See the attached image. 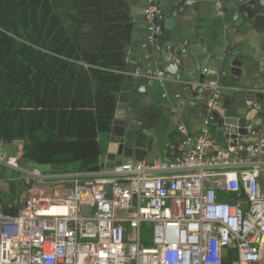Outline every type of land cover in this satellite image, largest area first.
Segmentation results:
<instances>
[{"label":"built area","instance_id":"built-area-1","mask_svg":"<svg viewBox=\"0 0 264 264\" xmlns=\"http://www.w3.org/2000/svg\"><path fill=\"white\" fill-rule=\"evenodd\" d=\"M147 17L152 22L161 13L151 6ZM212 124L210 114L195 137L180 126L186 153L175 161L70 173L73 181L58 197L39 182L47 172L0 156L1 165L34 179L20 211L2 215L0 264H259L264 126H249L235 145L207 155L216 146ZM232 156L249 166L231 169ZM169 169L188 171L153 174ZM220 190L233 198L220 197Z\"/></svg>","mask_w":264,"mask_h":264},{"label":"trees","instance_id":"trees-1","mask_svg":"<svg viewBox=\"0 0 264 264\" xmlns=\"http://www.w3.org/2000/svg\"><path fill=\"white\" fill-rule=\"evenodd\" d=\"M132 1L0 0V138L23 144L22 155L50 173L103 168Z\"/></svg>","mask_w":264,"mask_h":264},{"label":"crops","instance_id":"crops-1","mask_svg":"<svg viewBox=\"0 0 264 264\" xmlns=\"http://www.w3.org/2000/svg\"><path fill=\"white\" fill-rule=\"evenodd\" d=\"M151 6H156L159 9L160 18L165 20L169 18L161 11L160 6L152 5V0L132 1L131 8L135 17V28H139V36L135 47L130 45L127 64L130 63L131 68H136V75L146 78L144 85L147 94H145V101L142 103L145 106L150 105L151 113L157 114L159 112L161 114L156 123L157 134L146 131L150 136H154L155 140L153 150L145 161L152 162L155 159H161L172 162L186 153L182 146L185 137L180 131V126H183L189 135L198 136L204 127L206 117L210 115V111H207V115L204 116L201 109L193 104L194 99L188 98L185 92L186 84L163 68L167 60L173 59L176 54L181 53V44L184 45V48H190L192 41H200L194 50L205 52L211 63L210 67L218 69V88H247L250 91L261 92L264 88V62H259L255 59L258 55V47L251 35L255 31L252 28L254 19L243 18L244 23L238 26L237 24L239 23L231 21L221 11H218L216 17L211 18L200 16L199 13L194 12L191 8L189 11H183L180 8L173 22L171 41H160L156 45L152 39L155 29L149 26H140V22H144L147 10ZM261 13L264 14V9ZM148 21L151 22L149 19ZM260 22L264 25V17H261ZM244 29H247V32ZM236 51L244 53L242 55L245 58L244 65L241 67L238 65L233 66L229 59V56H234ZM160 71H164V76L158 74ZM261 105V108L264 109V96ZM208 110L210 109L208 108ZM212 130L216 140V126L213 124ZM15 143L19 152L22 153L23 144ZM226 146L224 145L221 149ZM106 150L107 145L103 155L102 169H106ZM217 151L219 149L215 146L214 149L207 150V155ZM231 160V169L249 166L240 163V161L244 160V157L232 156ZM130 161L137 160L135 158H127L124 163ZM262 161L257 166L264 171V157ZM186 171L188 170H155L153 174L175 175ZM15 172L12 168L0 165V202L2 204L0 208V229L2 215L17 214L23 207V192L31 179V177H18ZM261 178H263V175ZM72 181L73 177L71 175L63 176V174L50 172L45 173V176L39 179V182L49 186L51 193L56 197L63 195L60 194L62 190L59 184L63 183L64 186L68 187ZM53 183H56L57 186H51ZM259 264H264V258Z\"/></svg>","mask_w":264,"mask_h":264},{"label":"water","instance_id":"water-1","mask_svg":"<svg viewBox=\"0 0 264 264\" xmlns=\"http://www.w3.org/2000/svg\"><path fill=\"white\" fill-rule=\"evenodd\" d=\"M160 6L161 11L169 16L167 20L159 18L148 21L147 15L140 26H149L155 29L152 34L154 44L170 42L173 34V22L179 9L189 11L190 8L204 17H216L218 11L223 12L228 18L239 23H244L243 18L253 20L251 33L252 39L258 47L259 62H264V25L260 19L264 17L261 11L264 9V0H152V5ZM159 28V30H158ZM247 32V29H244ZM163 33V34H162ZM163 35V36H161ZM139 36V28H135L131 45L135 47ZM197 42H191L190 48H184L181 44V53L173 59L167 60L163 68L174 74L185 85V92L190 99L201 109L204 116L207 111L213 116V125L216 126V148L224 145H235L240 135H246L249 126L264 125V109L261 108L263 91H250L247 88H218V69L211 68L208 55L205 52L195 51ZM234 56H229L233 66L244 65V53L236 51ZM245 57V56H244ZM126 74L119 101L113 120V125L107 140L105 154V167L113 169L120 166L127 158H135L137 161H145L154 147V136L157 134L156 123L160 113H151L150 105L145 106L146 78L135 74L136 68L127 64ZM212 103V104H210ZM208 108L210 110H208ZM0 156L19 157L22 167H36L42 172H51V164H39L19 152L15 142L0 138ZM1 165V164H0ZM11 168L10 166H6ZM59 167H62L59 164ZM16 176L26 178V172H15ZM31 178L29 186L33 183ZM2 204L0 202V208Z\"/></svg>","mask_w":264,"mask_h":264},{"label":"rangeland","instance_id":"rangeland-1","mask_svg":"<svg viewBox=\"0 0 264 264\" xmlns=\"http://www.w3.org/2000/svg\"><path fill=\"white\" fill-rule=\"evenodd\" d=\"M59 185L61 186V190H62V191L60 190V191H61V193H60V194H63V193H64V191H65V189H66L67 187H66V186H64V184H63V183H60ZM51 186H53V187H56V186H57V184H56V183H55V184L53 183ZM19 203H20V201H19ZM15 205H17V203H15ZM83 211H84V212L88 211V206H84V207H83ZM146 231H148V232H149V235H152V231H151V230L149 231V228H146Z\"/></svg>","mask_w":264,"mask_h":264}]
</instances>
